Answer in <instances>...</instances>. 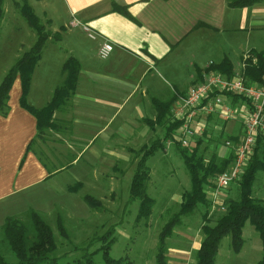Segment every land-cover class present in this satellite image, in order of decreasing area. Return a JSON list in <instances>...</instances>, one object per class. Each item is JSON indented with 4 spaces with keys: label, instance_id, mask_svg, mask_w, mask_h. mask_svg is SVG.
Wrapping results in <instances>:
<instances>
[{
    "label": "crops",
    "instance_id": "0c3cea01",
    "mask_svg": "<svg viewBox=\"0 0 264 264\" xmlns=\"http://www.w3.org/2000/svg\"><path fill=\"white\" fill-rule=\"evenodd\" d=\"M45 7L42 15L50 19L49 29L60 37L45 42L26 100L31 106H44L63 80V63L68 57L76 58L80 71L75 91L53 113L55 128L65 121L68 129L53 130L82 147L77 152L72 150L71 163L60 168L42 159L34 143L27 148L36 136L37 125L35 116L20 105L21 82L16 76L8 93V111L0 114V226L6 216L19 214L22 206L37 209L41 185L55 181V176L76 165L85 153L97 164L119 160L129 164L132 158L127 146L147 144L159 129H151L144 122L155 118L153 98L167 100L185 92L202 80L207 65L223 57L233 64L234 74L240 73L243 55L252 49H264V0L242 8L228 7L226 0H45ZM72 18L87 23L97 33L96 38H89L79 26H70ZM15 33L11 29L2 36L0 29V44L15 38ZM24 37L27 42H15L11 51L0 56V82L21 53L31 47L36 34L27 32ZM104 40L113 44V50L103 59L97 52ZM198 69L201 77L196 74ZM237 106L238 120L226 121L215 114L208 125L213 127L216 119L225 121L223 134L239 138L245 101ZM181 125L175 130L176 139ZM217 151L222 157L230 154V148L224 145ZM95 164L87 165L86 173L88 169L94 171ZM110 168L109 189L117 170L114 164ZM78 181L81 187L77 191L84 186L80 179L74 183ZM72 184L66 183L65 188ZM178 195L181 198L182 194ZM216 207H209V217ZM201 224L202 214L193 227L181 220L173 228L165 239L167 264L195 263V252L203 237ZM249 224L243 226V239L246 228L254 236ZM218 255L219 247L215 264Z\"/></svg>",
    "mask_w": 264,
    "mask_h": 264
},
{
    "label": "trees",
    "instance_id": "16d2710c",
    "mask_svg": "<svg viewBox=\"0 0 264 264\" xmlns=\"http://www.w3.org/2000/svg\"><path fill=\"white\" fill-rule=\"evenodd\" d=\"M3 1L0 0V26L3 19ZM263 0H226L228 7L242 8L260 3ZM20 14L26 20L27 24L35 31L36 39L30 48L21 53L14 61L11 67L0 82V114L5 115L8 111V93L16 76H19L21 82L20 105L31 112L36 119L37 133L27 148L30 149L32 143L37 137L44 135L48 129H56L53 119V113L64 105L70 96L74 93L80 63L74 57H68L61 67L63 80L56 86L52 92L49 101L42 107H34L27 103V94L31 82V76L34 67L41 57L45 42L50 38L58 41L60 35L47 28L46 23L42 22L35 13L33 7L27 0H21L18 3ZM202 24H197L200 26ZM248 58L242 57V67L240 76L246 84L264 83V49H252L247 52ZM215 70L226 77L234 74V67L227 57H223L219 62H211L204 68V71ZM196 74L201 77L200 69ZM201 81V80H200ZM178 94H174L167 100H158L153 98L156 115L154 120L145 119L144 122L152 129L154 126H160L164 129L162 137L155 138L149 144H143L135 151L137 158L135 168L129 184V199L138 200V209L135 215V222L142 219H148L152 212L154 199L147 193L146 186L150 178V170L147 160L158 149H164L166 140H172L177 152L181 156L183 163L189 174L190 187L185 190L181 196V202L178 210L163 224L158 233V240L155 253V264H167L165 239L172 234L173 228L178 225L183 216L191 214L198 204H202L205 209L202 213L201 233L203 235L200 247L195 252L194 264H215V257L218 251L220 241L225 236H230V248L238 253L244 243L242 229L246 222H249L257 231L261 240V256L256 264H264V203L252 195V183L255 172L262 170L264 172V134L259 133L256 136L252 153L246 166L240 175L238 182V197L229 199L220 214L213 223L210 222L209 207L212 205L207 194V190L214 186L215 178L219 173L226 170L233 161V152L230 149L228 156H219L212 153L206 158L201 150L202 139L197 138L192 146H183L175 137V130L183 123L182 119L174 118L171 113V105ZM229 103L237 104L247 100L244 96L225 92L224 94ZM248 102V100H247ZM249 103V102H248ZM215 116L211 114L207 119ZM232 142H237V136H227ZM72 161V160H71ZM68 165V164H67ZM67 165H63L66 167ZM81 187V182H75L69 185V191H77ZM83 200L93 208H100L99 199L84 195ZM23 219L18 215H8L1 224L2 242L6 245L15 257L14 262H7L0 252V264H68L58 260L53 252L56 248L53 233L50 226L44 220L43 216L34 208H28ZM57 228L62 235H66L65 227L61 217H58ZM99 249L102 250V257L105 264H132L125 258H113L109 254L111 240L104 239ZM113 241V239H112ZM69 264H79L73 262Z\"/></svg>",
    "mask_w": 264,
    "mask_h": 264
},
{
    "label": "rangeland",
    "instance_id": "374dc122",
    "mask_svg": "<svg viewBox=\"0 0 264 264\" xmlns=\"http://www.w3.org/2000/svg\"><path fill=\"white\" fill-rule=\"evenodd\" d=\"M21 0L3 1V19L0 29L2 36L5 33L15 30V38L8 40L6 44H0V56L3 52L8 53L14 46V43L25 39L27 32L35 31L27 24L26 20L20 14L18 3ZM35 10L42 22L50 21L42 15L45 9V0H27ZM55 19V18H54ZM51 22V21H50ZM49 22L47 28L49 29ZM4 40V39H2ZM3 47V48H2ZM3 49V51H2ZM249 57V55H248ZM247 57V58H248ZM68 101V100H67ZM66 101V102H67ZM241 103V102H239ZM231 106L237 104L230 103ZM240 117H233L228 120H238ZM214 126L208 125L209 120L203 117L200 123L204 131L197 138L202 139L201 150L206 158L212 153L218 154L217 147L224 145L223 140L228 139L223 133V123L225 121L216 119ZM227 121V120H226ZM58 129L55 131H65L68 129L67 122H58ZM53 129H48L44 135L35 139L34 146L39 150L41 158L50 163L52 167L60 168L62 165L71 163L74 158L72 152L81 149L79 144H72V140L66 136H60ZM164 129L159 126L157 132L148 140L151 143L155 138L162 137ZM141 145H129L127 150L130 152L132 161H103L97 164L91 160L88 153H85L80 161L70 169L55 176V181L43 183L41 189L37 190L36 209L50 226L56 248L53 255L62 263L78 262L79 264H105L102 257V246L104 240L100 237L105 235L104 239L111 240L109 254L113 258H125L132 264H155V253L158 240V233L163 224L178 210L181 200L178 194L189 188V174L183 163V160L172 142L166 141L165 149H158L147 160L150 170V178L147 182L146 191L154 199L151 215L148 219H142L135 222V215L138 209V200L129 199V184L134 171L135 151ZM225 146V145H224ZM127 162V163H126ZM96 163V164H95ZM96 165L94 171L87 169ZM114 164L117 167L116 178L112 180L113 185L109 189L108 183L111 173L110 166ZM77 179L83 181L84 186L77 193H70L66 188V183H73ZM215 181V178H213ZM173 192H175L173 194ZM238 182L234 181L228 188L222 191V205L225 206L227 200L238 197ZM84 195H91L101 202L100 208H93L84 200ZM252 195L261 199L264 203V172L257 170L252 183ZM178 199V201L175 200ZM30 208V207H28ZM28 208L15 214L25 219L24 213ZM205 207L198 204L195 210L181 218L182 223L188 222L191 227L200 222L201 214ZM218 209V210H216ZM210 216V222L222 214L223 209L216 207ZM58 217H61L66 230V235H62L57 228ZM253 230L254 236H250L249 230L245 229V244L240 254H236L230 248V236L221 239L219 245V255L216 264L248 263L254 264L261 255V240L256 234L251 224L247 225ZM113 239V241H112ZM0 252L7 262L15 261L13 254L7 250L2 242V232L0 227Z\"/></svg>",
    "mask_w": 264,
    "mask_h": 264
},
{
    "label": "built area",
    "instance_id": "2783aa9c",
    "mask_svg": "<svg viewBox=\"0 0 264 264\" xmlns=\"http://www.w3.org/2000/svg\"><path fill=\"white\" fill-rule=\"evenodd\" d=\"M70 26L81 27L87 36L95 39L97 33L76 18L69 22ZM113 50V44L104 40L98 47V56L107 58ZM248 54L243 55V59ZM243 65V63H242ZM225 92L244 96V111H242V132L237 142L225 140L224 145L233 152V161L230 166L215 177L212 188L207 194L212 204L224 209L221 200V193L232 182L237 181L243 172L244 167L252 153L256 136L264 134V86L257 83L246 84L240 73L226 77L224 74L208 70L203 74L201 81L193 84L182 94H178L171 105V113L174 118L182 119L180 131L177 138L183 146H189L204 129L200 120L211 114H218L222 119L228 120L240 113V108L231 106L224 95Z\"/></svg>",
    "mask_w": 264,
    "mask_h": 264
}]
</instances>
